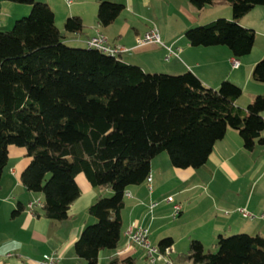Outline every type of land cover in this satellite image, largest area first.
Segmentation results:
<instances>
[{
  "label": "trees",
  "instance_id": "trees-1",
  "mask_svg": "<svg viewBox=\"0 0 264 264\" xmlns=\"http://www.w3.org/2000/svg\"><path fill=\"white\" fill-rule=\"evenodd\" d=\"M27 4V16L0 30V179L9 146L25 150L29 162L20 174L27 191L42 195L40 211L50 221L66 219L79 197L76 176L95 188H109L88 207L94 218L74 242L86 264H136L134 256L99 261L102 250H114L121 238V211L129 186L145 182L151 160L166 151L173 167L198 169L228 128L238 131L243 148L264 144V95L245 108L235 104L240 86L230 80L218 88L204 85L192 72H146L119 56L98 49L70 46L66 34L80 33L78 16L68 17L61 31L47 2ZM97 20L110 24L124 9L113 0H97ZM200 11L218 2L231 8V19L216 18L185 31L192 46H226L235 57L248 54L255 34L239 20L264 0H189ZM264 83V57L252 70ZM20 202L11 216L20 214ZM173 243L162 238L163 250ZM217 250H205L192 239L175 264H264V234H218Z\"/></svg>",
  "mask_w": 264,
  "mask_h": 264
},
{
  "label": "crops",
  "instance_id": "crops-1",
  "mask_svg": "<svg viewBox=\"0 0 264 264\" xmlns=\"http://www.w3.org/2000/svg\"><path fill=\"white\" fill-rule=\"evenodd\" d=\"M39 1L47 2L51 6L58 28L56 22L58 17L64 22L71 16H78L81 19L82 31L66 34L67 43L86 47V41L90 37L101 34L109 45L124 46L127 49L117 54L124 62L138 65L146 72L180 74L190 71L204 85L215 89L221 81L230 80L242 89L241 96L235 101L241 108H245L256 95H264V83L257 82L252 77L255 63L264 57V5L252 8L239 20L240 25L254 31L255 38L250 52L237 58L223 45L192 46L184 34L190 27L219 17L231 19L230 6L222 2L206 5L200 11H196L189 0H113L123 3L124 9L110 24L102 26L97 20V0H73L68 8L62 9L56 7L54 0ZM29 11L30 6L27 4L0 0V29L9 28L18 17L26 15ZM151 26L158 28L162 44L137 45L136 37ZM234 59L239 61L237 66L233 65ZM262 117L264 119V111ZM162 154L151 160V192L145 182L128 187L127 192L130 196H125V206L121 211L122 225L127 223L123 238H120L114 250H102L99 253L100 262H106L112 256L136 258L138 253L146 260L142 249L128 242L126 231L132 222L145 226L152 232L155 231L153 245L158 246L162 238L170 237L173 241L172 254L177 255L183 251L180 248L186 247V242L180 243L183 241L182 237L173 236L160 227L155 229L151 223L153 213L160 204H163L164 197L172 194L179 196L203 184V193L210 196L215 206L219 207L218 198L212 194L208 183L212 184L216 179L227 182L231 176L239 178L241 172L249 171L251 177L259 175V178L264 180V144L256 143L252 151H247L243 148L238 131L232 128H228L225 135L216 141L205 165L201 168H175ZM28 162L23 148L9 146L8 162L0 179V264H39L43 256L48 254L54 255L58 264H86L76 257L73 245L83 227L94 221L87 213L88 207L107 188L102 190L92 187L82 173L78 174L76 182L80 195L70 205L68 217L59 222L50 221L42 214L38 216L34 214L40 211L42 195L27 191L20 181V174ZM172 168H175V171ZM170 179H178L184 183L193 179L198 180L193 185L178 188L169 186ZM226 189L227 187L223 188V191ZM170 192L172 193L169 194ZM152 201H156L158 205L150 211L149 203ZM20 202L25 209L20 214L11 216L12 210ZM29 203L33 204L32 209H29ZM178 203L182 202L179 200ZM249 205L248 201L241 208L246 210ZM160 211L159 209L157 214ZM181 212L182 206L178 215ZM157 216L159 218V215ZM219 227L218 224H214L211 229L210 236L214 239L218 234L232 233L227 232L226 227L222 228V231ZM227 229L232 231L229 225ZM236 229V232H247L243 231L244 224H237ZM192 239L200 240L195 236L190 237L188 246ZM171 258L175 259L172 255Z\"/></svg>",
  "mask_w": 264,
  "mask_h": 264
},
{
  "label": "rangeland",
  "instance_id": "rangeland-1",
  "mask_svg": "<svg viewBox=\"0 0 264 264\" xmlns=\"http://www.w3.org/2000/svg\"><path fill=\"white\" fill-rule=\"evenodd\" d=\"M54 1L56 2V7L58 8H68L69 6L66 4L65 0ZM27 15L28 13L26 15L18 17L16 20ZM58 18L56 20L57 25L61 30H63L64 20L62 21ZM12 25L7 29H10ZM7 29L1 28L0 30ZM68 44L70 46H76L72 43ZM162 153V155L169 159V155L166 151ZM172 169L175 171V168ZM250 172L251 171L241 172L239 178H234L231 176L230 180H228L227 182H225V180L219 181L216 179V181H213L212 184L208 183V187L211 190L212 194L216 195V197L218 198L219 207L215 206V203L211 200L210 196L203 193V184L202 186L192 188L179 196L172 194L174 203H178L179 200L182 202L178 203L179 205L181 204L180 207L182 206V212L180 215H173V207L172 205H166L167 196L164 197V199L162 200L163 204H160V206L156 208V211H154V213L157 214V212H159V209L161 210L160 213L157 214L159 215V218H157L158 216L156 214L154 215L153 213V219L151 221L153 227L155 229L160 227L162 228V230L173 234V236L182 237L183 241H180V243L186 242V247H182L183 249L180 248V250L183 251L178 252L179 254L187 251L188 239L194 236L202 241L205 250L215 252L217 250L216 238L214 239V237L210 236V232L214 224H218V226H220L219 228H221V231L223 230L222 228L225 229L226 227L225 230L227 232H232L226 233V235L236 234L235 232L237 230V224H244L245 230L243 231L249 232L248 234H256V232L264 234V180H261L259 178V175L251 177ZM197 180L193 179V181L184 183L179 182L178 179H170L169 186L185 188L188 184L193 185L195 182H197ZM225 187H227V189L223 191V188ZM104 189L106 188H102V190ZM108 191H110V193ZM171 193L172 192H170L169 194ZM110 195H112V190H110L109 188H107V190H105L102 194V196ZM248 201L250 202V205L246 210L248 213L252 212L251 215L253 216L243 218V216L240 215L237 209L244 207L246 203H248ZM94 222H90L88 224H93ZM228 225L231 227L232 231H229L230 229H227ZM126 226L127 223L125 222L121 227V239L123 238V232L125 231ZM214 229H216V227ZM148 232L149 240L151 244H153V238L156 233L155 231L152 232L151 229L149 230V228ZM174 256L176 257L177 255L172 254L173 258H175ZM136 261V264L148 263L146 260H143V258H141V254L139 253L136 256Z\"/></svg>",
  "mask_w": 264,
  "mask_h": 264
},
{
  "label": "built area",
  "instance_id": "built-area-1",
  "mask_svg": "<svg viewBox=\"0 0 264 264\" xmlns=\"http://www.w3.org/2000/svg\"><path fill=\"white\" fill-rule=\"evenodd\" d=\"M67 5H71L73 0H65ZM136 44L137 45H144V44H162L160 39L159 30L156 26L149 27L142 35L136 37ZM87 46L98 49L106 54L115 55L117 56L118 53H121L127 50L124 46H111L108 44L106 38L101 34H96L95 36L90 37L87 41ZM239 63L238 60H233V65L237 66ZM145 183L148 186L149 191L151 192V175L148 174L145 178ZM124 196L129 197L130 194L126 191ZM166 202L170 203L173 207V215L176 216L180 212V205L178 203H174L173 197L168 196L166 198ZM40 204L39 202H37ZM158 205L157 202L152 201L149 203V209L152 211ZM29 209L33 208V204L29 203ZM237 211L243 217H252L251 213H248L242 208L237 209ZM126 236L128 242L130 244L136 245L140 247L144 253V257L146 261L150 264H175L174 260L171 258L173 253L172 247L168 246L165 247L163 250L157 245L151 244L149 240V232L148 228L142 225H139L135 222H132L129 226L128 230L126 231ZM39 264H58L57 258L54 255L48 254L44 255L42 260L39 261Z\"/></svg>",
  "mask_w": 264,
  "mask_h": 264
},
{
  "label": "bare ground",
  "instance_id": "bare-ground-1",
  "mask_svg": "<svg viewBox=\"0 0 264 264\" xmlns=\"http://www.w3.org/2000/svg\"><path fill=\"white\" fill-rule=\"evenodd\" d=\"M87 46V45H86ZM119 55V54H118Z\"/></svg>",
  "mask_w": 264,
  "mask_h": 264
}]
</instances>
